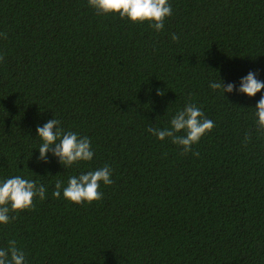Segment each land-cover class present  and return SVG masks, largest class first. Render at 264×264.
<instances>
[{
    "label": "trees",
    "instance_id": "16d2710c",
    "mask_svg": "<svg viewBox=\"0 0 264 264\" xmlns=\"http://www.w3.org/2000/svg\"><path fill=\"white\" fill-rule=\"evenodd\" d=\"M169 4L156 32L98 15L87 0H0V181L46 188L0 224V248L15 240L26 264H264V133L254 117L264 89L209 88L219 79L238 88L249 71L264 82V0ZM187 103L215 124L192 146L199 155L147 131L170 127ZM52 118L90 139L91 161L38 159L36 127ZM104 165L113 183H101L102 199L53 198L57 180Z\"/></svg>",
    "mask_w": 264,
    "mask_h": 264
},
{
    "label": "clouds",
    "instance_id": "9594fccd",
    "mask_svg": "<svg viewBox=\"0 0 264 264\" xmlns=\"http://www.w3.org/2000/svg\"><path fill=\"white\" fill-rule=\"evenodd\" d=\"M87 5L93 8L98 15L118 14L121 19H128L132 23L147 22L149 27L160 32L164 29L165 19L172 15V7L169 0H87ZM0 37L6 38V34L0 33ZM171 40L177 42L179 36L171 34ZM4 57L0 55V61ZM209 88L231 93L234 88L238 93L248 97L264 89V82L256 78V73L249 71L246 76L239 81L236 88L233 83L224 86L219 79L218 82H210ZM158 96L164 92L157 89ZM254 117L255 125L259 132L264 133V94L261 95L255 105ZM60 121L50 119L43 126L36 127L37 137L40 138L38 151L40 160L47 159V154L58 158L59 163L64 167H71L80 161H91L94 151L88 137H81L72 131H64L59 127ZM214 121L205 117L204 112L195 104L187 103L182 109L176 111L170 120V127L157 128L149 127L147 131L158 140L169 138L171 143L181 148V155L192 152V146L197 144L202 136L214 128ZM179 133H183L182 135ZM251 134L246 133L244 143L250 140ZM112 169L108 165L102 168L82 173L78 176H70L67 186H63L57 180L52 192L53 198H63L75 204L91 203L102 199L99 191L101 183L111 185ZM46 188L37 185L34 180H28L21 176H13L0 181V224L7 225L16 219L10 213L21 212L33 207V199L45 198ZM0 264H26L25 253L17 247L15 240H9L7 247L0 248Z\"/></svg>",
    "mask_w": 264,
    "mask_h": 264
}]
</instances>
